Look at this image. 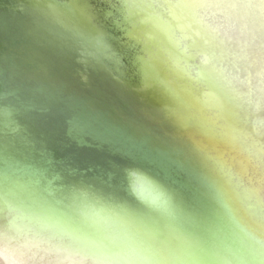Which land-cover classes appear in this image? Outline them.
I'll use <instances>...</instances> for the list:
<instances>
[{
    "label": "clouds",
    "instance_id": "clouds-1",
    "mask_svg": "<svg viewBox=\"0 0 264 264\" xmlns=\"http://www.w3.org/2000/svg\"><path fill=\"white\" fill-rule=\"evenodd\" d=\"M22 12L53 59L0 56V264H264V0Z\"/></svg>",
    "mask_w": 264,
    "mask_h": 264
},
{
    "label": "bare ground",
    "instance_id": "bare-ground-1",
    "mask_svg": "<svg viewBox=\"0 0 264 264\" xmlns=\"http://www.w3.org/2000/svg\"><path fill=\"white\" fill-rule=\"evenodd\" d=\"M24 1L26 4L35 3V0ZM48 2L54 5L67 6L71 8V6L75 3V0H48ZM26 36L30 37L28 34ZM3 49L7 50L5 46L3 47ZM24 49H26V52L30 54L31 61L36 60L38 62H41L50 61L53 59L51 53L47 50L46 47L38 45L33 41L28 40L26 42V45H24ZM240 56L241 61L243 62L244 57L246 56V52H241ZM25 62H28V60H26ZM110 103L114 108L117 109H131L134 113H136L140 121L149 126L151 132L155 133L160 141L169 140L168 129L159 122L155 112L152 109V105L155 103V101L152 99L151 92L138 90L132 95L128 96H118L113 93L110 97ZM260 115H264V113H261ZM178 165L179 161L177 160L176 164L173 165V167L175 168L174 179L177 182V187L193 206H198L202 202V195L199 191H197L195 184L190 180L188 175L185 172L179 170ZM183 184L186 185L182 188ZM241 195L243 194L241 193ZM240 227L242 228L243 226L240 225Z\"/></svg>",
    "mask_w": 264,
    "mask_h": 264
},
{
    "label": "water",
    "instance_id": "water-1",
    "mask_svg": "<svg viewBox=\"0 0 264 264\" xmlns=\"http://www.w3.org/2000/svg\"><path fill=\"white\" fill-rule=\"evenodd\" d=\"M25 5L24 0H0V56L15 57L23 62L28 60L29 63L38 62L31 61L30 54L24 49L28 40L34 42L26 36V20L22 12ZM4 46L7 50L3 49Z\"/></svg>",
    "mask_w": 264,
    "mask_h": 264
},
{
    "label": "rangeland",
    "instance_id": "rangeland-1",
    "mask_svg": "<svg viewBox=\"0 0 264 264\" xmlns=\"http://www.w3.org/2000/svg\"><path fill=\"white\" fill-rule=\"evenodd\" d=\"M59 1H61V0H59Z\"/></svg>",
    "mask_w": 264,
    "mask_h": 264
}]
</instances>
